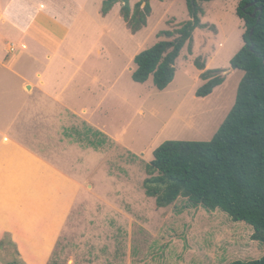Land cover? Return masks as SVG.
Masks as SVG:
<instances>
[{
    "label": "rangeland",
    "instance_id": "374dc122",
    "mask_svg": "<svg viewBox=\"0 0 264 264\" xmlns=\"http://www.w3.org/2000/svg\"><path fill=\"white\" fill-rule=\"evenodd\" d=\"M104 1L14 0V18L21 25L33 20L40 8L66 24L48 23L60 35L66 33L60 48L63 60L71 53L77 60L88 59L80 77L82 106L88 110L83 117L91 124L84 120L77 128L68 125L61 155L42 153V147L34 145L84 185L48 264H231L262 258L264 245L252 239L254 229L245 221L182 197L158 207L144 187L146 167L160 145L168 140H211L234 106L244 75L231 66L244 45V21L237 14L240 0L199 2L201 26L181 50L176 76L164 90L152 77L146 82L133 79L134 58L165 38L159 37L160 31H175L191 20L188 1L149 0L148 25L137 33L123 18L122 1L106 14ZM57 44L50 40L52 47ZM198 62L205 70H224V82L206 97L197 94L206 83ZM74 142L76 148H70ZM3 237L0 264L20 259L26 264L13 234L5 233L0 240Z\"/></svg>",
    "mask_w": 264,
    "mask_h": 264
},
{
    "label": "crops",
    "instance_id": "0c3cea01",
    "mask_svg": "<svg viewBox=\"0 0 264 264\" xmlns=\"http://www.w3.org/2000/svg\"><path fill=\"white\" fill-rule=\"evenodd\" d=\"M51 12L40 8L21 25L14 18V0H0V238L13 234L26 264L49 263L84 190L64 164L41 155L34 145L42 153L61 155L68 125L91 124L83 117L88 110L82 106L80 77L88 59L77 60L74 53L62 59L66 33L60 35L48 23L66 24ZM53 39L58 46L52 53ZM98 73L93 72L96 78ZM69 147L76 148V142Z\"/></svg>",
    "mask_w": 264,
    "mask_h": 264
},
{
    "label": "trees",
    "instance_id": "16d2710c",
    "mask_svg": "<svg viewBox=\"0 0 264 264\" xmlns=\"http://www.w3.org/2000/svg\"><path fill=\"white\" fill-rule=\"evenodd\" d=\"M118 1H122L121 13L133 33L148 25L149 0L134 5L131 0H105L103 13ZM187 1L191 20L175 31H160L159 37L165 38L135 56V81L152 77L160 90L173 82L181 50L201 26L198 9L203 0ZM237 14L244 21V45L231 59V66L244 75L234 106L211 140H168L160 145L146 167L144 187L158 207L171 206L182 197L209 211L221 209L232 220L251 225L252 239L264 245V0H240ZM198 66L204 70L201 78L206 83L197 94L206 97L224 82V70H205L200 62ZM5 241L4 237L0 240V248ZM231 264H264V256Z\"/></svg>",
    "mask_w": 264,
    "mask_h": 264
},
{
    "label": "water",
    "instance_id": "95a60500",
    "mask_svg": "<svg viewBox=\"0 0 264 264\" xmlns=\"http://www.w3.org/2000/svg\"><path fill=\"white\" fill-rule=\"evenodd\" d=\"M260 9H262V8H260Z\"/></svg>",
    "mask_w": 264,
    "mask_h": 264
}]
</instances>
